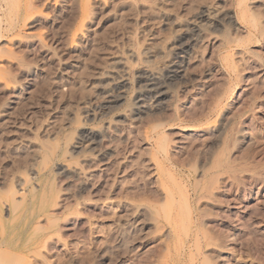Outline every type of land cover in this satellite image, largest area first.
Instances as JSON below:
<instances>
[{"label": "rangeland", "instance_id": "1", "mask_svg": "<svg viewBox=\"0 0 264 264\" xmlns=\"http://www.w3.org/2000/svg\"><path fill=\"white\" fill-rule=\"evenodd\" d=\"M239 1L0 0V264H132L135 254L154 248L152 240L129 253L113 247L132 199L157 193L162 177L180 181L173 168L159 167L148 131L162 116L171 157L202 149L208 134L175 117L203 112L216 90L234 87L212 127L253 99L263 103L262 111L236 120L244 131L235 136L237 153L264 161V64L255 56L264 57V38L249 35ZM244 3L264 10V0ZM256 186L264 191V181ZM235 189L218 190L225 201L209 220L237 230L239 242L231 239L217 264H263L264 209L253 214L255 203L242 190L232 201ZM50 216L59 235L38 231ZM151 228L146 224L144 232Z\"/></svg>", "mask_w": 264, "mask_h": 264}, {"label": "bare ground", "instance_id": "2", "mask_svg": "<svg viewBox=\"0 0 264 264\" xmlns=\"http://www.w3.org/2000/svg\"><path fill=\"white\" fill-rule=\"evenodd\" d=\"M245 3H244V0L239 1V6H240L239 14L246 21L249 20V21H247V23L250 25L249 30H248L249 35L251 34L256 40H259V38H261V37L264 38V35H263L264 34V26H263L264 23H262L263 20L259 21L260 15L262 17L263 16L262 14H264V10H262V8L257 9L256 11L252 10L251 6L246 5ZM260 6H258V7L260 8ZM253 7L255 8L256 6H253ZM261 7H263V6H261ZM210 24H213V23H210ZM261 24H263V25H261ZM191 30H193L195 33L197 31V28H194V29L192 28ZM237 32H239V31H237ZM202 38H204V37H202ZM192 39H194V38H192ZM4 48H5V46L2 47V51ZM0 50H1V48H0ZM260 54H255V56H256L258 61H260L264 64V57L262 56V54L261 55ZM253 55H254V53H253ZM224 56H226V55H224ZM224 56H223V59L225 58L229 62L230 59L227 56L226 57H224ZM231 65H232V63H231ZM191 66H193V65H191ZM233 66H235V64ZM233 69H235V68H233ZM236 71H238V70H236ZM166 74H168L167 71H165V75ZM170 76H171V74H170ZM165 81L167 82V80H165ZM150 84L151 83H148L147 86H150ZM162 87H163V85L160 84V86L156 92L158 95V98L164 94ZM233 90H234V87H232V86H230L229 88H227L226 90H223V91L216 90L217 91L216 94H214V97L212 96V100L210 102H208V104L206 105L207 106L206 109L205 110L203 109L204 110L203 112L198 110V112L200 111V113L198 115L194 114L195 116L187 117V119H182L183 116H182V118H180V116L176 114L175 120L180 121V122L184 121L187 123L186 126H192L195 131H203V132H206L208 134V136L204 140L202 139L203 141H201L202 145L204 144V147L202 149H200V150H197V149L194 150L192 148L186 149L185 153H183V154H185V156L182 157L181 160L171 157L172 155L169 152V143L172 141V139L170 138V135H169L170 133L167 134V131L164 130L167 123H163L161 121V119L162 120L164 119L162 116H160V118H158L159 122H155V124L152 125L151 129L148 131L149 134H152L155 137V138L152 137L154 141H153V148L151 150V154L153 155V157H155V158L157 157V159L160 160V161H157L159 167L163 168V166L161 165L163 162L165 166L173 168L174 169L173 173H178V177L180 178L179 179L180 181H178L173 174H170V176L172 178L166 177L164 175V173L161 172L163 170H161L159 168L160 169L159 172H160L161 176H165V177H162V180L159 181L160 190H157L155 188L156 189L155 191H157V193L152 191L153 193L148 194L149 193L148 191H150V189L149 190L147 189L146 193L148 194V196L145 198L143 197V199L140 198V201L138 202L139 204L138 203L134 204L135 203L134 199L131 200V203H133V204L127 210V213H126L127 216H125L126 219L123 216L125 221L122 222V224L120 221V224H119L120 226H118V233L114 234V235H116V238H115L116 243H114L115 245L113 246L115 248L114 249L115 252L118 253V251L120 249V251L122 250V252L126 251L127 253H129L131 250H133L135 248V244H137V243H140L141 245L144 244L141 242L142 240H144V242H148V240H152L154 242V248L150 247V249H146V251L142 252V254L140 253V255L135 254L134 255L135 259L133 258L134 260H133L132 264H148V263L149 264H217V261L220 258L224 257V255H225L224 253H226V250H229V241L231 239L233 240L232 242L238 241L236 239L237 234H235L237 230L236 231L234 230L235 227H234L233 231L231 230L232 232H230V230L225 229V228H221V226L214 228L211 225L212 223L209 224V220H211L212 217L219 215L218 214L219 211H216L215 208L219 210L220 205L223 204V201H225L223 198H222L223 200L220 199V196L218 195V192H219L218 190L220 188H222L224 185H228V187H229V185L231 184L232 188L234 185L236 188L235 191H237V193L240 192L241 190L244 191L243 197L250 198L255 203L254 205L253 204L249 205L252 208V210H250V211H253L252 212L253 214L255 212L256 213L261 212L259 210L264 209V191L260 190L256 186L258 181L259 182L264 181V172H262L264 169L263 168L264 161L259 160V162H256V161L252 162V159H250L251 156L248 152L246 153V150H245V152L237 153V151L239 150L238 145H239L241 140L239 141V139L235 136L236 135L235 132L239 133V132L244 131V127L241 128V126L238 127V125L235 124L236 120L241 118L242 113H244V112H253L254 113V112H257V108H258V110L262 111V109H263L262 104L263 103L262 104L257 103L256 102L257 100L253 99L248 104L247 107L241 108V109L238 108L237 110L233 111L230 118L228 117L229 115L226 114L228 119L225 116L226 120L222 119L223 120V121L221 120L222 125H220L219 127H212L209 125L211 122L210 120L213 117H215L214 118V120H215L216 117L220 114V112H222L221 111V109H222L221 103H222L223 99L227 96V94H230V92H232ZM254 96H255V93H254ZM162 109H163V107H162ZM162 109L158 108V105H157L156 111L161 112ZM233 110H234V108H233ZM150 111L151 110H149V112ZM152 112H150V113L152 114ZM198 112H196V113H198ZM176 113H178V112H176ZM160 114H163V113H160ZM182 115H183V113H182ZM148 116H149V114H147L146 117H148ZM190 116H191V113H190ZM165 118L167 119V116ZM169 120H170V118H169ZM240 122H242V121H240ZM149 136H151V135H149ZM199 144H201V143H199ZM189 146H186V147L188 148ZM195 147H197V146H195ZM260 147H261V145H260ZM254 150H256V149H254ZM257 151H259V150H257ZM258 153L259 152L255 153V154H258ZM173 155L175 156V154H173ZM251 155H252V153H251ZM252 157H253V155H252ZM256 158L257 157H255V159ZM118 162H120V161H118ZM261 169H262V171H261ZM147 172L149 173V171H147ZM248 177L251 180L250 182H248L249 179L247 181ZM99 178H101V177H99ZM131 180H132V178H131ZM122 184H123V182H122ZM151 184L152 183H150V185ZM146 188H147V186H146ZM152 189H153V186H152ZM104 192H106V191H104ZM245 192H247V193H245ZM11 193H13V192H11ZM154 193H156V194H154ZM239 194H241V193H238L236 196L232 195V198H231L232 201H236V202L239 201V199H238ZM240 196H239V198H240ZM228 198H230V197H228ZM141 202L143 203V207H141V205H140ZM226 202H227V199H226ZM238 203H240V202H238ZM235 204H237V203H235ZM251 208H249V209H251ZM12 211H13V209H12ZM221 213H224V212L221 211ZM225 213H227V211ZM231 214H232V212H231ZM262 214L263 213H261V215ZM227 217H229V216H227ZM67 218H66V220H67ZM117 219H118V216H117ZM57 221H58L57 218L50 216L48 218V224H47L48 227L47 226H46L47 228L46 227H38V231L40 230V232L45 233V231L47 229H50L53 233L59 235L60 230H61V226L60 225L58 226ZM249 223H251V221ZM146 224H149L152 226L153 229L151 228L152 230L151 229L149 230L151 232H149V231L144 232ZM108 229H107V231H108ZM248 233H250L252 235V238H254L253 236H254L255 232L253 233L252 230L248 229ZM242 239H244V238H242ZM99 240H101V239H99ZM253 240H255V239H253ZM156 241H158V242L155 245ZM252 249L253 248L251 247V250ZM110 250L111 249H108L109 253H110ZM105 251H107V250L104 249V252ZM21 253L25 257V254H23V252H21ZM111 253H113V255H114V252H111ZM174 253L175 254L177 253L176 254L177 259L175 257H173ZM118 254H122V253L119 252ZM250 255L253 256L252 254H250ZM24 257L22 259H24ZM172 257H173V259H176V260L175 261L172 260ZM170 259L174 262H172V261L170 262ZM83 260H84V258H83ZM13 261H15V260H13ZM223 262L226 263L227 261H223ZM27 264H28V262H27Z\"/></svg>", "mask_w": 264, "mask_h": 264}]
</instances>
